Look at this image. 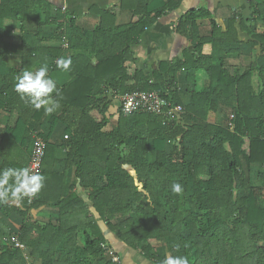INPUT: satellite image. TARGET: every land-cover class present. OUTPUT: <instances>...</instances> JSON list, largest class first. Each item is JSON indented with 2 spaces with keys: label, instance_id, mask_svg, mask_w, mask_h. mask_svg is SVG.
<instances>
[{
  "label": "trees",
  "instance_id": "16d2710c",
  "mask_svg": "<svg viewBox=\"0 0 264 264\" xmlns=\"http://www.w3.org/2000/svg\"><path fill=\"white\" fill-rule=\"evenodd\" d=\"M252 6L264 22V0H252ZM165 7L170 5L152 17L148 10L127 26L109 24L103 12L95 30L85 31L61 9L52 17L45 0L0 1V169L28 166L34 136L47 141L42 189L31 201L0 204V264H123L99 219L150 264L166 255H185L190 264H264V62L230 73L223 57L238 51L233 25L221 32L213 22L210 35L201 37L197 20L206 13L190 10L178 27L189 28L193 56L177 65L130 71L131 45ZM6 19L21 23L19 68L4 61ZM47 25L56 30L45 34ZM253 38L264 51V34ZM47 40L68 46H46ZM204 44L211 53H202ZM61 57L72 61L67 71L56 66ZM42 63L60 90L61 109L52 116L33 110L14 90L23 70ZM200 72L204 85L198 88ZM60 74L65 77L58 79ZM135 91H156L180 105L179 120L141 110L124 115L119 106L109 111ZM212 114L227 119L211 122ZM59 124L64 134L53 144ZM66 167L74 169L72 183ZM252 167L260 168V184L251 181ZM174 182L182 184L181 195L171 192ZM76 185L89 203L73 191ZM46 206L57 208L55 222L32 218ZM13 237L31 250V262Z\"/></svg>",
  "mask_w": 264,
  "mask_h": 264
},
{
  "label": "crops",
  "instance_id": "0c3cea01",
  "mask_svg": "<svg viewBox=\"0 0 264 264\" xmlns=\"http://www.w3.org/2000/svg\"><path fill=\"white\" fill-rule=\"evenodd\" d=\"M45 1L51 5L52 17L56 15L57 9H61L62 12H66L74 17L76 26L85 31L95 30L96 26L100 23V15L103 12L110 13H105V15H108V19L106 20L109 24L127 26L137 22L141 16L147 15L148 10H151L150 16L152 17L155 12L162 10L166 4L170 5L169 9L165 7L162 14L155 16L151 24L139 36L138 42L131 45L134 61H129L127 63L130 71H133L135 68L151 71L159 65H177L184 62L187 56H193L192 53L194 51L195 42L189 35V28L181 30L178 27L181 17L190 10H202L206 13L203 19L197 20L198 33L201 37H208L210 35L213 22L220 28L221 32L227 31L229 26L231 24L233 25L234 34H236V38L239 42L234 45L238 51L223 57L225 68L230 73L243 71L256 60L264 62L263 44L260 42H257L255 45L252 44V42L255 41L253 34H264V22L255 16L252 0H178L177 2H173L172 0ZM109 16H113L114 21H112ZM4 25L8 28L5 39L6 53L4 55V61L9 67L19 68L21 65V58L17 48L20 43L19 35L21 33V23L16 20L6 19ZM30 27H33V24H31ZM55 30L56 27L54 25H47L44 27L43 31L46 34L54 32ZM65 43L47 40L43 44L46 46L62 44L66 49ZM202 53H211V45L204 44ZM216 58H220V55ZM201 73L202 72L198 74L199 77H202ZM176 75L178 87L183 89V70L178 71ZM63 77H65V75L60 74L58 79H63ZM116 108H118L117 100L109 107V111L114 112ZM225 111L228 113L230 110ZM223 112V108H220V114ZM226 119V117H222L219 114H212L209 116V121L211 122H223L226 121ZM64 130L65 127L59 124L55 128L50 142L54 144L57 141H61ZM64 167L65 165L61 164L59 169L63 170ZM65 172L67 175V182L72 183L74 181L73 167H66ZM73 191L84 201L89 203L87 192L79 185H76ZM91 212L95 213L94 209L91 208ZM56 214L57 208L46 206L34 211L32 218L41 223H46L50 220L55 222ZM98 223L113 248L118 252L123 250L125 246L111 231L106 230V226L100 219ZM30 251L29 248H25L24 250L29 262L32 261L29 255ZM123 251L128 254L132 253L131 249ZM121 262L124 264L123 261ZM35 263L39 264V261L36 260Z\"/></svg>",
  "mask_w": 264,
  "mask_h": 264
},
{
  "label": "clouds",
  "instance_id": "9594fccd",
  "mask_svg": "<svg viewBox=\"0 0 264 264\" xmlns=\"http://www.w3.org/2000/svg\"><path fill=\"white\" fill-rule=\"evenodd\" d=\"M71 63L70 58L61 57L57 59L56 66L67 71ZM14 90L33 110L43 109L45 116H52L61 109L60 90L56 80L49 75L47 63H42L35 70H23L15 79ZM44 180L43 175L33 172L32 168L27 166L0 169V204L8 203L9 200L34 198L42 189ZM171 192L181 195L182 184L174 182ZM160 264H190V260L185 255H166Z\"/></svg>",
  "mask_w": 264,
  "mask_h": 264
},
{
  "label": "built area",
  "instance_id": "2783aa9c",
  "mask_svg": "<svg viewBox=\"0 0 264 264\" xmlns=\"http://www.w3.org/2000/svg\"><path fill=\"white\" fill-rule=\"evenodd\" d=\"M68 44L65 43L67 48ZM118 106L124 115L131 114L135 111H144L151 114L163 116L166 120H176L180 118L183 108L180 105H173L172 102L161 97L156 91H135L122 95L118 99ZM33 149L31 152L30 161L27 167L32 168L33 172L40 173L42 168V161L47 146V141L39 136H34ZM68 138V136H65ZM33 198L29 199L31 201ZM12 241L17 247L25 250V246L21 244L16 237ZM113 261L119 262V257L110 251Z\"/></svg>",
  "mask_w": 264,
  "mask_h": 264
},
{
  "label": "rangeland",
  "instance_id": "374dc122",
  "mask_svg": "<svg viewBox=\"0 0 264 264\" xmlns=\"http://www.w3.org/2000/svg\"><path fill=\"white\" fill-rule=\"evenodd\" d=\"M202 77H199V84H198V88H201L204 85V80H203V73H201ZM260 171L259 167H252L251 172H250V177H251V181L253 184H260V179L258 177V172ZM107 231H109V229L107 227H105ZM152 244L157 247L159 245V242L157 241H152ZM124 248V249H123ZM122 249L125 251L127 250V247H123ZM123 250H121L119 253L121 255V261L124 262V264H150L149 262L146 263V261L144 259H142L140 257V254L138 251H131V254H128L126 252H124ZM140 259V260H139Z\"/></svg>",
  "mask_w": 264,
  "mask_h": 264
}]
</instances>
